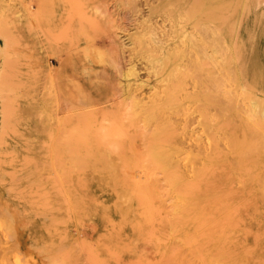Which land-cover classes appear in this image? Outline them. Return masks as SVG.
Masks as SVG:
<instances>
[{"label": "rangeland", "instance_id": "obj_1", "mask_svg": "<svg viewBox=\"0 0 264 264\" xmlns=\"http://www.w3.org/2000/svg\"><path fill=\"white\" fill-rule=\"evenodd\" d=\"M262 12L264 0H0V264H264ZM160 41L186 68L179 100L194 98L172 103L174 142L204 155L209 138L228 161L212 182L230 191L201 197L192 227L177 226L161 145L132 116L172 87Z\"/></svg>", "mask_w": 264, "mask_h": 264}, {"label": "bare ground", "instance_id": "obj_2", "mask_svg": "<svg viewBox=\"0 0 264 264\" xmlns=\"http://www.w3.org/2000/svg\"><path fill=\"white\" fill-rule=\"evenodd\" d=\"M178 1V0H177ZM181 0H179V2H180ZM194 2L196 1V0H193ZM259 1V0H258ZM263 1V0H262ZM198 2V1H197ZM171 3H173V2H171ZM202 3V2H201ZM204 3V2H203ZM202 3V5H204ZM247 3V2H246ZM174 4V3H173ZM192 4V3H191ZM190 4V5H191ZM257 4V3H256ZM172 5V4H171ZM194 5V4H193ZM197 5V4H196ZM228 5V4H227ZM252 5V4H251ZM192 6V5H191ZM199 6H201V4L199 5ZM198 6V7H199ZM170 7V6H169ZM172 7H173V5H172ZM172 7H170V8H172ZM215 7V6H214ZM217 7V6H216ZM223 7V6H222ZM258 7H259V5H258ZM178 8V7H177ZM218 8V7H217ZM216 8V9H217ZM235 8V7H234ZM256 8H257V5H256ZM193 9H194V7H193ZM225 9V8H224ZM196 10H198V9H196ZM200 10V9H199ZM219 10H220V8H219ZM189 11V10H188ZM192 11V10H191ZM218 11V10H217ZM250 11V10H249ZM248 11V12H249ZM193 13V11L191 12V14ZM195 13V12H194ZM255 14H256V12H255ZM254 14V15H255ZM259 14V13H258ZM264 13L262 12V15H263ZM188 15V14H187ZM196 15V14H195ZM249 15V14H248ZM223 17L222 18H225V16L224 15H222ZM243 16V15H242ZM256 16H259V15H257L256 14ZM256 16H254L255 18H256ZM193 17H194V15H193ZM204 17V16H203ZM189 18H190V16H189ZM226 18H227V16H226ZM261 18V17H260ZM184 19V18H183ZM200 19V18H199ZM201 19H203V18H201ZM214 19H216V18H214ZM213 19V20H214ZM220 19V18H219ZM241 19V18H240ZM257 19V18H256ZM255 19V20H256ZM190 20V19H189ZM188 20V21H189ZM212 20V19H211ZM226 19H224V21H225ZM230 20V19H229ZM262 20V19H261ZM264 20V19H263ZM181 22V21H180ZM190 22V21H189ZM222 22H223V20H222ZM236 22V21H235ZM257 22V21H256ZM255 22V23H256ZM188 23V22H187ZM224 23V22H223ZM240 23H241V21H240ZM254 23V24H255ZM199 23H197V25H198ZM264 24V23H263ZM263 24H262V26H263ZM172 25V24H171ZM194 25V24H193ZM196 25V24H195ZM201 25V27H202V24H200ZM211 25V24H210ZM233 25H235L234 24V22H233ZM239 25H241V24H239ZM261 24L259 23V26H260ZM180 26V25H179ZM255 26V25H254ZM210 27V26H209ZM197 28V27H196ZM232 28V27H231ZM235 28V27H234ZM200 29V28H199ZM198 29V30H199ZM203 29V28H202ZM205 29V28H204ZM207 29V28H206ZM240 29V28H239ZM262 29H264V28H262ZM197 30V29H196ZM195 30V31H196ZM231 31H232V29H230ZM234 30V29H233ZM208 31V30H207ZM212 31V30H211ZM239 31V30H238ZM237 31V32H238ZM254 31V30H253ZM262 31V30H261ZM260 31V32H261ZM234 32V31H233ZM255 32H257L256 30H255ZM259 32V33H260ZM197 33V32H196ZM201 33H202V31H201ZM214 33V32H213ZM232 33V32H231ZM263 33V32H262ZM204 34V33H203ZM215 34V33H214ZM213 34V35H214ZM194 35V34H193ZM251 35V34H250ZM255 35V34H254ZM203 36V35H202ZM207 36H209V35H207ZM210 37V36H209ZM252 38H253V36H251ZM255 37V36H254ZM167 38V37H166ZM216 38V37H215ZM237 38V37H236ZM256 38V37H255ZM260 38V37H259ZM170 39V38H169ZM204 39V38H203ZM253 40V39H252ZM181 41V40H180ZM236 41V40H235ZM157 42V41H156ZM170 42V41H169ZM242 42V41H241ZM168 43V42H167ZM243 43V42H242ZM253 43H256L257 44V42H253ZM158 45V47L160 48V50H162V55L161 56H159V58H158V60L160 61V63L164 66V71H163V73H164V76H166V78L165 79H167V80H172V82H173V80H175L177 77H179V76H182L184 73H182V71L181 70H186V68L185 69H178V68H176L175 67V65L173 64V60H172V55H171V53L168 51V50H165L164 49V46H166V44L165 43H163V42H158L157 43ZM184 45V44H183ZM241 45V44H240ZM245 45V44H244ZM243 45V46H244ZM254 45V44H253ZM252 45V46H253ZM234 46V45H233ZM235 46H237V45H235ZM241 47V46H240ZM245 47V46H244ZM253 47H255L256 48V46H253ZM206 48V47H205ZM205 48H203V49H205ZM220 48V47H219ZM234 48V47H233ZM243 48V47H242ZM199 49V48H198ZM252 49V48H251ZM235 50L237 51V49H236V47H235ZM254 50V49H253ZM257 50V49H256ZM255 50V51H256ZM175 51V50H174ZM238 51H239V49H238ZM245 51V50H244ZM206 52V51H205ZM221 52V51H220ZM235 52V51H234ZM241 53H242V51H241ZM256 53V52H255ZM200 54V53H199ZM202 54V53H201ZM215 54V53H214ZM222 54V53H221ZM221 54H220V56H221ZM239 54H240V52H239ZM192 55V54H191ZM216 55V54H215ZM218 55V54H217ZM236 55V54H235ZM241 55V54H240ZM239 55V56H240ZM257 55V54H256ZM198 56V55H197ZM203 56V55H202ZM210 56H212V55H210ZM155 57V56H154ZM193 57V56H192ZM209 58V57H208ZM230 58V57H229ZM240 58H242V57H240ZM257 58V57H256ZM203 59H205V58H203ZM211 59V58H210ZM210 59H207V57H206V60H210ZM237 60H239L238 58H237ZM244 60V59H243ZM255 60V59H254ZM223 61V60H222ZM256 61H258V59L256 60ZM191 62L193 63V61L191 60ZM213 62V61H212ZM225 62V61H224ZM243 62H245V60L243 61ZM188 63V62H187ZM210 63V62H209ZM238 63V62H237ZM194 64V63H193ZM207 64V63H206ZM217 64V63H216ZM197 65V64H196ZM203 65H204V63H203ZM242 65V64H241ZM240 65V66H241ZM244 66H245V64H243ZM247 65V64H246ZM183 66V65H182ZM181 66V67H182ZM205 67H206V65H204ZM203 66V67H204ZM219 66V65H218ZM258 66V65H257ZM195 67V66H194ZM198 67H200V66H198ZM211 67V66H210ZM189 68V67H188ZM240 68V67H239ZM242 68H243V66H242ZM241 68V69H242ZM190 70H191V68H190ZM254 70V69H253ZM256 70H258V69H256ZM159 71V70H158ZM158 71H157V73H158ZM189 71V70H188ZM223 71V70H222ZM160 72V71H159ZM216 72H219V71H217L216 70ZM259 72V71H258ZM263 72H264V70H263ZM242 73V72H241ZM232 74V73H231ZM253 74V73H252ZM194 76V75H193ZM216 76V75H215ZM251 76V75H250ZM255 76V75H254ZM262 76V75H261ZM264 76V75H263ZM262 76V77H263ZM194 77H198V76H194ZM211 77H212V75H211ZM218 77H220V76H218ZM242 77H243V75H242ZM184 78V77H183ZM199 78V77H198ZM223 78V77H222ZM222 78H221V80H222ZM185 79V78H184ZM183 79V80H184ZM220 79V78H219ZM264 79V78H263ZM262 79V80H263ZM182 80V81H183ZM199 80V79H198ZM246 80V79H245ZM256 80V79H255ZM218 81H220V80H218ZM257 81V80H256ZM165 82V81H164ZM207 82V81H206ZM220 82H223V81H220ZM225 82V81H224ZM223 82V83H224ZM248 82V81H247ZM218 83V82H217ZM264 83V82H263ZM163 84V83H162ZM219 84H221V83H219ZM227 84V83H226ZM195 85V84H194ZM214 85V84H213ZM249 85H251V83L249 84ZM189 86H190V84H189ZM205 86H206V84H205ZM215 86V85H214ZM221 86H223V84L221 85ZM220 86V88H222ZM251 86H253V84L251 85ZM250 86V87H251ZM207 87H209V86H207ZM216 87V86H215ZM227 87V86H226ZM243 87V86H242ZM254 87V86H253ZM157 88V87H156ZM220 88H218V90L219 91H221V89ZM228 88V87H227ZM245 88V87H244ZM243 88V90L245 91V89ZM247 88V87H246ZM249 88V87H248ZM255 88V87H254ZM253 88V89H254ZM162 89L163 90H161L160 91V93H161V95H158V94H154V95H152V98H151V100H150V102H149V104L148 105H143V106H140V105H137V107H136V111H135V113H134V115H132L133 117H136V119H138V117H140L141 119L143 118V121H144V124H145V130H146V133H148V135H147V137H146V139L147 140H149V141H152V142H155V143H160V145H161V148H162V151H161V154H162V158H163V171H164V177H163V182H164V185H163V193L166 195V197H167V200H169L170 202H171V204H170V207H171V209H172V211H173V213H174V215H175V221L177 222V226H179V227H192L193 226V224L195 223V219H196V215H197V212H198V210H199V206H200V201H201V197H203V198H205L206 199V202H208L209 204L210 203H212L213 202V200L211 199V196L212 195H215V194H222V193H227V191H230V189H229V186L227 185V184H225L224 186H222V185H213V182H212V180H213V174H214V171L216 170V168L217 167H219V163L221 164V159H218V158H220V156L218 157V155H215V156H213V153L217 150V149H215L214 147H216L214 144H212V143H214V142H211V140L209 139V138H207L206 139V142H205V145H204V147H205V153H204V155H202L201 153H200V151L199 150H203V148L201 149H199L198 151H199V153H200V155H197V154H193L192 152H188V151H185V150H183L177 143H175L174 142V139L175 138H177V137H175V136H177L176 135V133L177 132H179L180 131V129H179V131H177V132H174L173 130V128H174V125H173V123H172V121H171V114H170V112L172 111V103H175V102H177V104H178V102H179V104L178 105H181V106H185V107H191L192 106V102H193V99L194 98H192V97H186V98H184V99H182V100H179V96H178V92L180 91V90H182L183 89V84L178 80V82H173V84H172V87H170V88H168V87H162ZM211 89V88H210ZM256 89V88H255ZM13 90V89H12ZM215 90V89H214ZM218 90H215V92L217 91L218 92ZM251 90H252V87H251ZM257 90V89H256ZM255 90V91H256ZM194 91V90H193ZM207 91H209V89L207 90ZM226 91V90H225ZM239 91H240V89H239ZM247 91V90H246ZM246 91L244 92V94L246 93ZM158 92H159V90H158ZM196 92V91H195ZM194 92V93H195ZM198 92V91H197ZM210 92V91H209ZM1 93H3L2 91H1ZM21 93V92H20ZM189 93H191V92H189ZM204 93V92H203ZM206 93V92H205ZM234 93V92H233ZM251 93V92H250ZM264 93V92H263ZM263 93H262V95H263ZM193 94V93H192ZM224 94V93H223ZM226 94H228V93H226ZM258 94H260V92L258 93ZM1 95V94H0ZM11 95V94H10ZM213 95V94H212ZM219 95H220V93H219ZM230 95V94H229ZM234 95V94H233ZM236 95V94H235ZM240 95V94H239ZM246 95V94H245ZM251 95H252V93H251ZM2 96V95H1ZM214 96V95H213ZM217 96V95H216ZM256 96V95H255ZM209 97V96H208ZM208 97H207V99H208ZM221 97V96H220ZM228 97V96H227ZM242 97V96H241ZM240 97V98H241ZM249 97V96H248ZM247 97V98H248ZM252 97V96H251ZM6 98V97H5ZM216 98V97H215ZM258 98V97H257ZM8 98H6V100H7ZM150 99V98H149ZM206 99V98H205ZM252 99V98H251ZM259 99H261V97L259 98ZM263 99V98H262ZM228 100V99H227ZM246 100V99H245ZM1 101V100H0ZM241 101V100H240ZM262 101V100H261ZM142 102V101H141ZM215 102V101H214ZM222 102H223V100H222ZM246 102V101H245ZM244 102V103H245ZM248 102H250V99H249V101ZM252 102V101H251ZM253 102H255V101H253ZM3 103H5V102H3ZM7 103V102H6ZM135 103V102H134ZM216 103V102H215ZM243 103V104H244ZM18 104V103H17ZM141 104V103H140ZM220 104V103H219ZM239 104V103H238ZM242 104V103H241ZM246 104V103H245ZM251 104V103H250ZM253 104V103H252ZM251 104V105H252ZM255 104H257V103H255ZM254 104V105H255ZM6 105V104H5ZM136 105V104H135ZM142 105V104H141ZM196 105V104H195ZM249 105V104H248ZM253 105V106H254ZM18 106V105H17ZM246 106V105H245ZM244 106V107H245ZM3 107V106H2ZM173 107H174V105H173ZM203 107V106H202ZM212 107V106H211ZM214 107V106H213ZM228 107V106H227ZM237 107H239V106H237ZM240 107H241V105H240ZM239 107V108H240ZM250 108H251V106H249ZM15 108V107H14ZM216 108V107H215ZM246 108V107H245ZM253 108V107H252ZM251 108V109H252ZM247 109V108H246ZM246 109H245V111H246ZM43 110V109H42ZM134 110V109H133ZM187 110V109H186ZM224 110V109H223ZM253 110H255L254 108H253ZM1 111V110H0ZM2 111H3V108H2ZM1 111V112H2ZM7 111V110H6ZM44 111V110H43ZM206 111H208V110H206ZM235 111H236V109H235ZM5 112V111H4ZM4 112H2V113H4ZM7 112H9V110L7 111ZM7 112H5L6 113V115L8 116V114H7ZM45 112V111H44ZM134 112V111H133ZM228 112V111H227ZM248 112V111H247ZM132 113V112H131ZM180 114H181V112H179ZM237 113V112H236ZM242 113V112H241ZM244 113V112H243ZM253 113V112H252ZM252 113H250V114H252ZM249 114V113H248ZM249 114V116H251ZM204 116H205V114H203ZM238 115V114H237ZM241 115V114H240ZM263 115H264V112H263ZM2 116V115H1ZM209 116H211V115H209ZM239 116V115H238ZM237 116V117H238ZM244 116V115H243ZM10 116H8V118H9ZM182 117H184V116H182ZM187 117V116H186ZM186 117H185V119H186ZM234 117V116H233ZM256 117V116H255ZM262 117H264V116H262ZM48 118V117H47ZM135 119V120H136ZM199 120H200V118H198ZM197 119V121H199ZM242 119V118H241ZM253 119V118H252ZM5 121V120H4ZM7 121H8V119H7ZM202 121V120H201ZM215 122V121H214ZM213 122V123H214ZM256 122V121H255ZM178 123V122H177ZM248 123V122H247ZM9 124V123H8ZM183 124V123H182ZM197 124H199V123H197ZM226 124H228V122H226ZM226 124H224V126H226ZM237 124V123H236ZM10 125V124H9ZM12 125V124H11ZM16 125H17V122H16ZM195 125V124H194ZM257 125V124H256ZM262 125V124H261ZM3 126V125H2ZM6 126V125H5ZM199 126H200V124H199ZM227 126H229V124L227 125ZM249 126V125H248ZM14 127V126H13ZM182 127V126H181ZM185 127V126H184ZM193 127V126H192ZM230 127V126H229ZM228 127V128H229ZM21 128V127H20ZM26 128V127H25ZM29 128V127H28ZM178 128V127H177ZM191 128V127H190ZM257 128V127H256ZM188 129H189V127H188ZM198 129V128H197ZM201 129V128H200ZM254 129H255V127H254ZM175 130H177V129H175ZM192 130H193V128H192ZM257 130V129H256ZM263 130H264V127H263ZM1 131V130H0ZM202 132V134H203V131H201ZM233 133H234V131H232ZM259 132H261L260 130H259ZM179 133H181V132H179ZM190 134H191V132H190ZM199 133H197V135H198ZM201 134V133H200ZM200 134H199V136L198 137H200ZM213 134V133H212ZM259 134V133H258ZM258 134H256V135H258ZM180 135V134H179ZM209 135V134H208ZM237 135V134H236ZM242 135V134H241ZM191 136V135H190ZM196 136V135H195ZM194 135L193 136H191V138H192V143L194 144V142L196 143L197 142V139H196V137H195ZM203 136V135H202ZM201 136V137H202ZM213 136V135H212ZM219 136V135H218ZM226 136V135H225ZM183 137V136H182ZM195 137V138H194ZM221 136H219V138H220ZM223 137V136H222ZM227 137V136H226ZM238 137V136H237ZM245 137V136H244ZM179 138H181L180 136H179ZM190 138V137H189ZM188 138V139H189ZM214 138V137H213ZM222 139V138H221ZM232 139V138H231ZM175 140H178V138L177 139H175ZM183 140H186L185 138L183 139ZM216 140V139H215ZM223 140H224V138H223ZM189 141H190V139H189ZM203 141V140H202ZM205 141V140H204ZM220 141V140H219ZM227 141V140H226ZM221 142V141H220ZM200 143V142H199ZM217 143H218V141H217ZM188 144H190V143H188ZM198 144V143H197ZM204 144V143H203ZM219 144V143H218ZM242 145H243V143H241ZM185 145V144H184ZM196 145V144H195ZM214 145V146H213ZM225 145V144H224ZM229 145V144H228ZM186 146V145H185ZM194 146V145H193ZM220 146V145H219ZM191 147V146H190ZM190 147H188V148H190ZM203 147V146H202ZM239 147V146H238ZM199 148V147H198ZM198 148H196V150L198 149ZM224 148V147H223ZM238 149L239 148H234L233 150L234 151H238ZM189 150V149H188ZM219 150V149H218ZM221 150V149H220ZM190 151H192V150H190ZM193 151H195V149H193ZM198 151H197V153H198ZM263 151V150H262ZM223 152V151H222ZM226 152V151H225ZM228 152V151H227ZM245 152V151H244ZM196 153V152H195ZM198 153V154H199ZM231 153V152H230ZM224 154V153H223ZM247 154V153H246ZM220 155V154H219ZM222 155V154H221ZM225 155V154H224ZM249 155V154H248ZM233 156V155H232ZM248 157V156H247ZM259 157V156H258ZM241 158V157H240ZM224 160H225V158H223ZM249 159V158H248ZM226 161V160H225ZM225 161H222V162H224V163H226V165H228L227 164V162H225ZM235 161V160H234ZM252 161H254V160H252ZM198 163H200V165L201 166H199V167H197L196 165L198 164ZM236 163H237V161H236ZM230 164H232V163H230ZM229 164V165H230ZM239 165H240V163H238ZM179 166H180V168H179ZM251 166V165H250ZM249 166V167H250ZM221 167H223V166H221ZM231 167V166H230ZM239 168H240V166H239ZM253 168V167H252ZM219 171V170H218ZM227 171V170H226ZM223 173H224V171H222ZM228 175V174H227ZM226 176V175H225ZM239 176V175H238ZM242 176V175H241ZM220 177V176H219ZM219 177H218V179H219ZM239 178V177H238ZM222 179V178H221ZM244 179V178H243ZM243 179H242V181H243ZM249 180V179H248ZM247 180V181H248ZM244 182H246V180L244 181ZM260 183H262V182H260ZM237 184V183H236ZM239 184V183H238ZM243 184V183H242ZM263 184V183H262ZM234 184H232V186H233ZM121 197V196H120ZM260 197V196H259ZM121 198H124V197H121ZM165 198V197H164ZM218 199V198H217ZM264 199V198H263ZM120 200H122V199H120ZM166 200V199H165ZM166 200V201H167ZM219 200V199H218ZM262 200V199H261ZM116 201H118V199L116 200ZM124 201V200H123ZM168 201V202H169ZM167 202V203H168ZM169 202V203H170ZM123 203V202H122ZM166 203V202H165ZM119 204V203H118ZM124 204V203H123ZM264 204V203H263ZM119 207H120V205H119ZM254 207V206H253ZM202 208V207H201ZM210 208V207H209ZM170 209V208H169ZM207 209H208V207H207ZM167 210V209H166ZM216 211V210H215ZM168 214H169V212H167ZM204 213H206V212H204ZM255 214V213H254ZM258 213H256V215H257ZM166 215V214H165ZM235 215V214H234ZM172 216V215H171ZM169 217H170V215H169ZM255 217V216H254ZM198 218V217H197ZM208 218V217H207ZM169 219V218H168ZM172 219V218H171ZM165 220H166V218H165ZM164 220V222H166ZM202 220V219H201ZM242 220V219H241ZM205 221V220H204ZM203 222V221H202ZM207 222V221H206ZM225 222V221H224ZM167 223H169L168 222V220H167ZM230 223H231V221H230ZM236 225V224H235ZM167 226H168V224H167ZM175 226V225H174ZM168 228V227H167ZM170 228V227H169ZM194 233V232H193ZM187 235V234H186ZM183 240V239H182Z\"/></svg>", "mask_w": 264, "mask_h": 264}]
</instances>
